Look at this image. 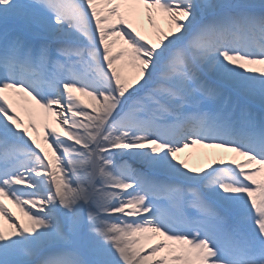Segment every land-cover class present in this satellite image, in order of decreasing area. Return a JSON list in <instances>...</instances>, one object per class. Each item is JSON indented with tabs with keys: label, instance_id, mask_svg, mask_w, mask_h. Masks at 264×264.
I'll use <instances>...</instances> for the list:
<instances>
[{
	"label": "snow or ice",
	"instance_id": "snow-or-ice-1",
	"mask_svg": "<svg viewBox=\"0 0 264 264\" xmlns=\"http://www.w3.org/2000/svg\"><path fill=\"white\" fill-rule=\"evenodd\" d=\"M0 264H264V0H0Z\"/></svg>",
	"mask_w": 264,
	"mask_h": 264
},
{
	"label": "bare ground",
	"instance_id": "bare-ground-1",
	"mask_svg": "<svg viewBox=\"0 0 264 264\" xmlns=\"http://www.w3.org/2000/svg\"><path fill=\"white\" fill-rule=\"evenodd\" d=\"M158 21H159L161 27H165L166 28V24L164 23V21L159 20V19H158ZM81 99L84 100L85 103H88L89 102V100H88L87 97L81 96ZM188 151L191 153L190 156L188 155V153H185L183 155L185 156L186 159H188V162H189L190 166H193V167H201V166H206V163L207 162L204 159H203V162H201V160H197V161L194 160L195 162H193L192 160L195 159L193 156L194 155L197 156L198 152H199V155L202 156V154L205 153V152H210V151H215V150L203 149V148H200L198 146H194L192 149H190ZM189 159H191V161ZM5 202L8 203V201H5ZM7 206H8V204H7ZM16 212H17V215H20V213H19V211L17 209H16Z\"/></svg>",
	"mask_w": 264,
	"mask_h": 264
},
{
	"label": "rangeland",
	"instance_id": "rangeland-1",
	"mask_svg": "<svg viewBox=\"0 0 264 264\" xmlns=\"http://www.w3.org/2000/svg\"><path fill=\"white\" fill-rule=\"evenodd\" d=\"M144 23H145V27H147V22L145 21ZM157 23L160 25L158 20H157ZM76 95H78V93ZM193 157L195 158V159L192 160L193 162H195L194 160H196V161L197 160H201V162H203V158H202V156L199 155V152H198L197 156L194 155ZM189 160L191 161V159H189Z\"/></svg>",
	"mask_w": 264,
	"mask_h": 264
}]
</instances>
